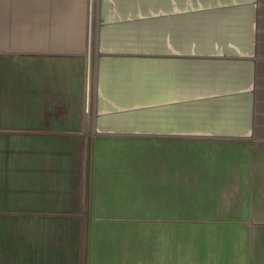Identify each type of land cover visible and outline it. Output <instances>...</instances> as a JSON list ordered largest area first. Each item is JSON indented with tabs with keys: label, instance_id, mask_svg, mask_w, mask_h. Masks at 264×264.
<instances>
[{
	"label": "crops",
	"instance_id": "crops-1",
	"mask_svg": "<svg viewBox=\"0 0 264 264\" xmlns=\"http://www.w3.org/2000/svg\"><path fill=\"white\" fill-rule=\"evenodd\" d=\"M99 3L0 0V260L264 264V0Z\"/></svg>",
	"mask_w": 264,
	"mask_h": 264
},
{
	"label": "rangeland",
	"instance_id": "rangeland-1",
	"mask_svg": "<svg viewBox=\"0 0 264 264\" xmlns=\"http://www.w3.org/2000/svg\"><path fill=\"white\" fill-rule=\"evenodd\" d=\"M90 6H91V9H92L91 10L92 14H93L92 17H91L92 19L90 20V22H91L90 25L92 26L94 24L93 18H94V20L98 19V11L100 9L99 0L98 1L97 0H90ZM93 12H95V13H93ZM209 150L210 149H208L207 151L210 152ZM191 151H192V149H191ZM256 154L258 155L257 159H261L262 161H264V147H260V148L257 147L256 148ZM0 159H2V162H0V165L3 166V163L5 162V149H0ZM256 182L259 185H261V186L264 185V181L263 180H257ZM255 199L259 200L258 202H264V196H257V197H255ZM13 255H14V253H13ZM15 255H19L20 256V253H18V254L15 253ZM7 262H11V261H7ZM7 262L3 261V260H0V264H6ZM13 262H15V264H16L17 261H13ZM17 264H20V260L18 261Z\"/></svg>",
	"mask_w": 264,
	"mask_h": 264
},
{
	"label": "bare ground",
	"instance_id": "bare-ground-1",
	"mask_svg": "<svg viewBox=\"0 0 264 264\" xmlns=\"http://www.w3.org/2000/svg\"><path fill=\"white\" fill-rule=\"evenodd\" d=\"M97 1H98V0H97ZM95 2H96V1H95ZM93 3H94V2H93ZM91 10H92V9H91ZM93 13H95V12H93ZM91 17H92V15H91ZM91 17H90V19H92ZM90 23H91V22H90ZM89 25H90V24H89ZM90 27H91V25H90ZM91 28H92V27H91Z\"/></svg>",
	"mask_w": 264,
	"mask_h": 264
}]
</instances>
